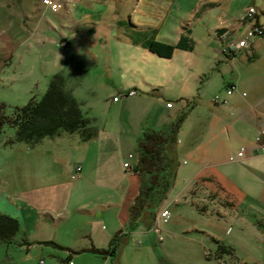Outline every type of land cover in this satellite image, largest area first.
I'll return each instance as SVG.
<instances>
[{
    "label": "crops",
    "instance_id": "obj_1",
    "mask_svg": "<svg viewBox=\"0 0 264 264\" xmlns=\"http://www.w3.org/2000/svg\"><path fill=\"white\" fill-rule=\"evenodd\" d=\"M231 2L228 0L229 11ZM70 3L73 7L67 4L52 12L37 0L31 13L43 16L50 12L60 24L68 26L63 29L71 34L81 33L90 46L111 49L115 44L125 45L153 60L183 62L195 51L198 38H214L220 43L219 36L224 32L233 35L248 26L249 21L254 22V18L247 19L243 13L234 25H225L222 19L211 25L210 14L223 5L222 0ZM77 7L80 17L73 16ZM255 19L259 25L257 15ZM262 36L264 33L258 37ZM61 38V45L68 46L67 38ZM152 42L173 46L174 50L167 58L159 56L150 50ZM189 43L191 48H187ZM116 64L130 73V67L137 63ZM139 64L154 70L144 79L146 82L120 84V96L106 103L102 113H91L97 129L93 139L82 141L78 134H62L45 138L33 147L23 143L3 146L14 151L6 156L5 167H1L0 213L17 220L19 230L13 243L0 244L5 249L0 264H111L110 254L93 250L109 251L110 242L118 233H122V244L127 246L138 229L129 231L128 222L140 178L124 169L123 163L127 155H136L137 140L144 132L167 131L177 122L172 147L178 166L172 188L156 213L146 212L140 221H148L151 216L154 225L163 208L175 209L176 224L183 226V232L199 235L201 248H210L209 253L204 250L207 259L212 256L217 264H228V260L230 264L261 262L258 250L264 235V154L257 153L256 138L264 131V111L254 107L236 111L211 107L189 132L183 131L186 118L194 113L192 107H186L195 95L201 97L199 85L207 79L201 67H213L215 71L218 63ZM109 69L110 63H106L96 71L97 78H107L103 87L107 84L115 88L108 78ZM85 83L95 89V105L103 106L99 86L91 78ZM176 83L173 89L166 87ZM231 87L237 91L236 86ZM229 89L228 96L235 92L228 94ZM131 90L137 95L128 96ZM204 94L209 97L207 92ZM170 98L176 102L167 107ZM240 148L245 149L244 157L230 161ZM185 156L189 161L180 163ZM131 163L135 164V160ZM178 175L184 185L175 190ZM157 234L161 235V229ZM255 243L259 244L256 250ZM219 245L231 248L233 253L219 256ZM243 252L245 257L241 259L237 254ZM122 254L121 251L119 256Z\"/></svg>",
    "mask_w": 264,
    "mask_h": 264
},
{
    "label": "rangeland",
    "instance_id": "obj_2",
    "mask_svg": "<svg viewBox=\"0 0 264 264\" xmlns=\"http://www.w3.org/2000/svg\"><path fill=\"white\" fill-rule=\"evenodd\" d=\"M43 1L45 0H41L42 6L47 7ZM70 1L74 0L60 1L62 8L67 4L73 7V3ZM222 1L223 5L218 6L210 14L211 25L215 22L218 23L220 19L224 20L225 25H234L237 18L253 7L255 9L252 17L254 22L251 21L248 26L241 27L232 36L233 38L241 37L246 28L252 27L253 24L258 25L255 23L256 15L259 25H261L258 27L261 29L263 27L264 31V0H232L230 11L227 9L228 0ZM36 2L37 0H0V103L6 106V116H11L15 107L25 106L31 99L40 101L47 92L51 76L60 71L69 74L70 68L68 69L66 65H70L76 77L80 78L81 75L83 78L86 76V79L91 78L94 85L99 86V96H103L101 100L103 106H96L95 89L88 88L81 83L80 79L74 90L84 115L90 117L92 112H99L114 96H120L117 92L120 84L146 82L144 79L154 69L144 68L139 63H218L215 71L212 69L213 67L211 69L206 66L201 67L202 70H205L207 77L199 85V91L203 92V96L195 95V98L190 100V106L186 109L192 107L194 113L192 116L190 113L186 118L183 131L189 132L211 107L221 110L232 109L233 111L241 107H247V109L254 107L258 111H264V36L256 35L258 38H254V43H250L235 57L223 55L220 52L221 44L214 38L209 40L207 37L204 39L201 37L196 41L198 45L195 51L183 59V62L146 59L139 49L129 48L125 45L115 44L111 49L106 46H90L86 40H83L81 33L71 34L63 29L62 27L68 26L60 24V20L50 12H46L43 16L33 15L31 10L36 6ZM73 12L75 17H80L82 14L80 7L75 8ZM209 30L206 33H209ZM61 35L67 38L68 46L61 45L63 41ZM60 46L63 47L62 50ZM78 63L83 64L86 75L80 71V67H75ZM106 63H110V71L107 70V74L108 78L115 83V88H110L107 84L103 87V82L107 78H97L96 71ZM116 63L137 64L130 67V73H126L123 71L124 66H119ZM65 67L66 69L63 70ZM157 71H161V68ZM206 81L209 82L206 83ZM176 85L177 83L166 85V87L173 89ZM232 85L236 86L237 91L228 96L226 91ZM204 92H207L209 97L205 96ZM241 93H244V96H241ZM223 100H226L227 104H221ZM175 102L174 99H169V103L174 104ZM244 102L251 105L247 106ZM100 113L102 112L100 111ZM14 131V128L5 125L0 133V178L1 167H5L6 156L14 151L4 148L5 142L14 136ZM183 134L186 132H180V135ZM263 139L264 137L262 141ZM237 153L236 158L231 157L232 159L229 160L234 161V159L244 157L243 155L242 158H237ZM134 156V160H137L136 155ZM183 160L189 161L186 156L180 159V163ZM181 175H184L183 172ZM181 175L177 176L175 190L184 185ZM170 209H168L171 214L169 224L160 227L161 235L159 234V236L163 241L158 239V234L154 232L151 216H149L148 221H140L137 233L133 234V239L127 246L121 244L120 253L122 251L123 254L119 256L120 253L117 252L121 264H217L212 256L209 255L210 258H206L210 248L205 247L204 250L207 252L205 254L198 243L201 237L194 233H184L183 226L176 224L175 209ZM150 213L154 215L156 209H152ZM258 245L255 243V250ZM4 252L5 249L0 246V257ZM216 252H218V248ZM218 255L220 256V254ZM258 255L261 261L258 264H264V235L261 238ZM237 256L243 259L245 253H239ZM229 261H227L228 264H230Z\"/></svg>",
    "mask_w": 264,
    "mask_h": 264
},
{
    "label": "trees",
    "instance_id": "obj_3",
    "mask_svg": "<svg viewBox=\"0 0 264 264\" xmlns=\"http://www.w3.org/2000/svg\"><path fill=\"white\" fill-rule=\"evenodd\" d=\"M190 45L189 43L187 48H191ZM150 50L167 58L172 54L174 47L152 42ZM78 65L80 63L75 67H80V71L86 75L83 64ZM69 68V74L58 72L51 76L47 92L40 101L31 99L25 106L15 107L11 116L5 115L6 106L0 103V133L5 125L15 129L14 136L5 142L6 146L11 147L17 143H23L33 147L45 138H53L62 134H78L82 141L91 140L97 135L94 120L84 115L74 90L80 79L81 83L87 86L86 76L83 78L78 73L80 75L78 78L72 66L69 65ZM177 126L178 122L167 131H146L137 140V160L134 165L136 174L140 178V189L129 208V231L136 230L143 214L157 209L172 188L178 166L172 147ZM18 230L17 220L0 213L1 245L6 246L13 243ZM122 236V233L114 236L110 242L109 251H93L102 255L110 254L111 264H121L117 252L122 244ZM217 253L230 255L233 251L229 247L219 245Z\"/></svg>",
    "mask_w": 264,
    "mask_h": 264
},
{
    "label": "built area",
    "instance_id": "obj_4",
    "mask_svg": "<svg viewBox=\"0 0 264 264\" xmlns=\"http://www.w3.org/2000/svg\"><path fill=\"white\" fill-rule=\"evenodd\" d=\"M43 3L47 6V8H50L52 12H56L62 8L60 0H45L43 1ZM254 13H255V9L250 7L246 11L245 16L247 19H251ZM250 22L251 21H249V23ZM262 34H263V30L259 28L258 25H255V24H253L252 27L250 26L249 28H246L244 34L241 35V37L238 36L236 38L235 37L233 38V36L230 35L229 32H224L223 34L219 36V40L222 45L221 51L226 56L232 55V57H234L240 51L245 50V48H247L250 45V43L253 42L256 35L261 36ZM233 91H235V88L230 87V89L228 90V94L232 93ZM135 95H137V91L135 90H131L128 92V96H135ZM167 107H171V103H168ZM263 137H264V131H261L260 135L256 138V142L259 145L258 153H261V154H264V144H262ZM244 154H245V149L241 148L239 152L237 153V158H242ZM134 159H135L134 154H129L127 155L126 160L123 163V167L127 171L132 172V173H136L135 165L131 163L132 160ZM170 216H171L170 211L167 208L162 209L159 212V215L157 216V218L155 219V223L153 225L154 231L157 233H160V226L166 224L168 220L170 219Z\"/></svg>",
    "mask_w": 264,
    "mask_h": 264
},
{
    "label": "clouds",
    "instance_id": "obj_5",
    "mask_svg": "<svg viewBox=\"0 0 264 264\" xmlns=\"http://www.w3.org/2000/svg\"><path fill=\"white\" fill-rule=\"evenodd\" d=\"M59 56V55H58ZM61 58V57H60Z\"/></svg>",
    "mask_w": 264,
    "mask_h": 264
}]
</instances>
